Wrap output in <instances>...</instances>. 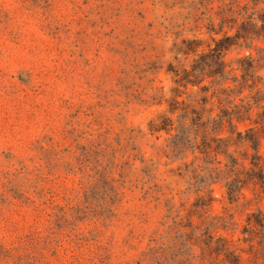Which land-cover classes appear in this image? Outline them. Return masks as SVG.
<instances>
[{"label":"rangeland","instance_id":"obj_1","mask_svg":"<svg viewBox=\"0 0 264 264\" xmlns=\"http://www.w3.org/2000/svg\"><path fill=\"white\" fill-rule=\"evenodd\" d=\"M227 2L0 0V264H133L152 236L189 247L192 264H264V161L252 147L260 139L264 156V114L241 123L243 138L227 125L217 140L202 123L213 101L216 115L264 81V61L249 66L264 30L216 46L222 34L193 28L201 4ZM218 80L231 97L212 96ZM164 118L188 130L200 120V148L173 154L177 131L150 130ZM231 155L235 200L211 175ZM215 215L233 225L214 234Z\"/></svg>","mask_w":264,"mask_h":264},{"label":"trees","instance_id":"obj_2","mask_svg":"<svg viewBox=\"0 0 264 264\" xmlns=\"http://www.w3.org/2000/svg\"><path fill=\"white\" fill-rule=\"evenodd\" d=\"M210 0H205V2H209ZM264 0H247L245 3H242L241 0H230L225 4H220L216 8L214 6H210L211 4H201L202 11L198 16L197 21L193 25V28L201 30L203 27H206L205 33H209L212 38L215 40L216 36L221 35L222 37L216 40L217 45L219 46L222 42L229 41L233 38H250L252 42L255 39H259L261 33L252 34L250 31H247L248 27H254L258 30H264ZM210 6V7H209ZM234 31V33H232ZM245 31V32H243ZM264 38V36H263ZM225 46V45H223ZM249 66L251 69L258 71L263 67L264 54L258 57H249ZM225 71L222 70L220 75L224 76ZM251 75V74H250ZM245 78V77H244ZM237 78L234 80L236 81ZM217 83L223 85L221 80H218ZM250 87V99L246 100V97L240 96L244 89H239L238 94L240 97L241 103H236L234 106H225L221 108V111L213 114V109L215 102L213 101V107L210 112L206 115V120L202 123L205 125V129L208 130L209 133L215 136V139L221 140L222 135L225 131V127L228 125L231 128H235L236 133L242 136V130L239 128L241 123H244L247 120L253 121L252 117L257 109V113L264 114V81H255L253 85H249ZM204 89H207L204 86ZM254 91V92H253ZM227 92V98L231 97V95L235 92L234 88H230L229 85L221 86L219 89L213 91L212 96L218 95L217 93ZM209 97V96H208ZM207 94L204 95V98H200L205 100L204 103L209 101V97ZM235 98H232L229 103H233ZM181 117L186 118V114L181 115ZM204 115H200L197 119H203ZM164 124H159L157 122L152 121L150 124V130L152 133L159 132L165 130L166 132H170L173 129L177 131L175 134L170 135V142L168 147L171 152L175 155H179L182 152L187 151L192 148L193 152L195 149H199L202 143L198 140V123L199 121L194 122V126L187 129L184 126V122L180 121L179 126H172L173 123H167L171 121L169 118H164ZM170 125V126H169ZM245 125V124H244ZM174 127V128H173ZM192 129V130H191ZM252 127L246 128V131L251 130ZM193 131V132H192ZM243 138V136H242ZM258 139V138H257ZM210 147V145H209ZM255 150L254 156L260 160L264 161L263 153L260 151L261 141L252 146ZM205 149V148H204ZM200 150L201 153L206 154V156L210 157L212 160H217L218 150L211 148L209 150ZM215 152V154H213ZM221 163V160H218ZM245 162V161H244ZM240 159L237 156L231 155L229 156L228 162L224 165L225 168L213 167L211 169L212 173H216V176H212L213 179H218L217 177H222L225 181V185L228 187V193L232 200L236 195V182L239 180V176L237 174V166L240 164ZM255 163V164H256ZM197 169L192 170L195 172ZM264 180V175L262 176ZM197 189L199 191L209 192L212 191V188L207 186H202L201 184H197ZM119 192H116L112 197L110 203L103 205L102 204V213L104 219L109 218L112 214L109 212L113 211L114 205L122 200L119 197ZM210 198L213 199V196L210 194ZM233 225V222L227 220L225 216L215 215L212 217V221H210L209 226L214 231V234H219L220 230H229V228ZM208 226V227H209ZM213 234V236H215ZM179 238L183 235L178 234ZM221 239V237H219ZM165 236L156 237L152 236L149 240L146 247L142 250L139 257L133 262V264H192L195 259H198L199 255L194 254L192 250L188 247H183L179 250H171L169 247L165 246ZM242 255H236V262H232V264H242ZM195 264V263H194ZM225 264V262L221 263Z\"/></svg>","mask_w":264,"mask_h":264}]
</instances>
